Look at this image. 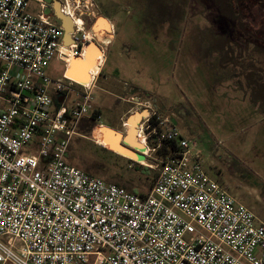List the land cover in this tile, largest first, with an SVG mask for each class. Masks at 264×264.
<instances>
[{
	"label": "built area",
	"instance_id": "1",
	"mask_svg": "<svg viewBox=\"0 0 264 264\" xmlns=\"http://www.w3.org/2000/svg\"><path fill=\"white\" fill-rule=\"evenodd\" d=\"M31 1L0 0V264H264V223L207 174L197 143L155 112L137 131L140 163L156 169L145 196L67 162L94 111L97 75L78 85L46 69L65 52L83 58L94 4L64 5L74 24L64 47L62 28L31 14ZM163 140L175 151L152 158Z\"/></svg>",
	"mask_w": 264,
	"mask_h": 264
},
{
	"label": "rangeland",
	"instance_id": "2",
	"mask_svg": "<svg viewBox=\"0 0 264 264\" xmlns=\"http://www.w3.org/2000/svg\"><path fill=\"white\" fill-rule=\"evenodd\" d=\"M92 1L114 39L102 44L105 63L93 89L101 111L96 131L71 140L67 162L109 184L128 180L147 194L155 166L106 151L97 139L112 129L121 147L144 158L122 140L130 118L139 116L136 133L153 111L164 128L197 143L207 174L264 223V0ZM72 64L83 74L81 61ZM66 65L53 59L47 76L61 79ZM97 70H87V85ZM140 93L148 109L133 102L123 110L110 96L130 100ZM129 160L152 172L143 175Z\"/></svg>",
	"mask_w": 264,
	"mask_h": 264
},
{
	"label": "crops",
	"instance_id": "3",
	"mask_svg": "<svg viewBox=\"0 0 264 264\" xmlns=\"http://www.w3.org/2000/svg\"><path fill=\"white\" fill-rule=\"evenodd\" d=\"M72 3H73V0H32L31 2H30V4H29V12L31 13V14H33V15H36V14H39L40 12H43L44 14H46L47 16H48V19H49V22L52 24V25H55V26H57V27H60V28H62V30H63V32H64V34H63V38H62V45L64 46V47H68V46H70L71 45V43H72V40H71V35H72V32H73V29H74V24H72L73 23V19L72 18H70L69 16H67V15H65V13L63 12L65 9H64V5H68L69 6V9H70V11H72L73 9H72V7H71V5H72ZM44 5V8L42 9L41 8V5ZM58 13L63 17V19H65V20H63L61 17H59L58 16ZM105 17V16H104ZM94 18H96V17H94ZM93 18V19H94ZM105 19H106V21L108 22V24H110V27H111V31H112V39H114V28H113V26L111 25V23H110V21H109V19L107 18V17H105ZM92 21V20H91ZM71 22V23H70ZM69 25L70 26V28L72 29V32H70V33H68L67 31H66V25ZM90 25L92 26V22H90ZM89 25V27H90V31H91V35H90V37H91V42L85 47V50H86V48L88 49V47H91L90 46V44H92V45H95L100 51V53H101V55H102V58H103V60H102V64L101 65H99L98 66V72L99 73H97L96 75V79L99 77V74H100V72H101V69H102V66H103V64L105 63V55H104V50H103V47L101 46V44H99L97 41H96V38H95V35H94V33L92 32V29H91V26ZM66 38H68V40H66ZM85 50H84V56H85ZM83 56V57H84ZM66 61H67V65L64 67V71H65V68H67L68 67V69H71V68H73V62H71L65 55H64V57H63ZM59 63H61V64H63L58 58H55ZM82 60V58H80V59H78V60H76V61H81ZM101 66V68H100V70H99V67ZM66 76V78H68V79H73L71 76H68L67 74H65V72H63V74H62V76ZM49 77V76H48ZM50 78V77H49ZM53 80V79H52ZM76 81V80H75ZM77 84V83H76ZM82 84L83 85H87L86 83H83L82 82ZM78 85H80V84H78ZM131 92H132V94L133 95H136V92L135 91H133V90H131ZM138 92V91H137ZM131 96V101L129 100V99H127V98H123V97H118V95L117 94H111L110 96L113 98V99H115L114 100V102H117V103H119L118 104V106L121 108V109H123V110H126L127 108H129V105H128V103H135L137 106H136V108L135 109H137V107H138V109H140L139 107H141V109L143 108H146V109H148L149 108V106H147V102L148 101H146V100H144L143 98H142V96L143 95H141V93H140V95H141V97H139V96ZM55 96V95H54ZM142 98V99H141ZM57 100V97H54V101L57 103L58 102V100ZM93 103H94V98H93ZM130 109V108H129ZM128 109V110H129ZM134 109V110H135ZM94 110L96 111V112H98L99 114H98V118H99V116H100V109H99V107L98 106H96V105H94ZM148 111V110H147ZM147 116V115H146ZM145 116V117H146ZM90 117V116H89ZM97 122H98V120H97ZM112 128H114L115 129V127H112ZM115 130H117V129H115ZM119 131V130H118ZM109 151V150H108ZM135 162V161H134Z\"/></svg>",
	"mask_w": 264,
	"mask_h": 264
},
{
	"label": "bare ground",
	"instance_id": "4",
	"mask_svg": "<svg viewBox=\"0 0 264 264\" xmlns=\"http://www.w3.org/2000/svg\"><path fill=\"white\" fill-rule=\"evenodd\" d=\"M100 24L103 26V30L105 28L107 31H109L108 37L107 38H103V39L100 40V41H103V43L106 44L108 41L112 40L111 27H110V25L108 24V22L106 20H102V19H98L96 24L94 25V27H96L97 25H100ZM92 32H93V30H92ZM66 40H67V38H66ZM90 50H91V47H88V49L86 48V50H85V56L81 60V69H83L85 67V64L90 60V57H89ZM65 56L71 62L74 61V57H72L70 54H67L65 52ZM76 60H78V59H76ZM102 60H103L102 55L99 52L91 60V67L90 68L91 69H93V68L97 69L98 66L102 64ZM94 76H96V75H94ZM70 80L75 82V83H77V84L83 85L82 83L78 82L79 80L78 81H75L74 79H70ZM76 80H77V78H76ZM83 83H86V82H83ZM138 121H139V116H134V117L130 118L127 121V126H128L127 127V135H126L125 138L123 137L122 141L124 143H126V144H129L130 142H132L134 140V144H132V147L137 148V149H141V151L143 152L144 151V147H142L141 144L139 143V140H141V136L138 135V132L135 133V131H134V128L137 125ZM138 136H140V137H138ZM97 142H98L99 145L103 146L104 148H107L108 150H112L115 153H117V154H119V155H121L123 157H128L130 159H134V160L139 161V162H143L144 161L143 158H137L136 156H133L132 153H130V152H128V151H126V150H124L122 148H117V150H115V148H113V146H111V145L114 144V145H117V146L118 145L121 146V144L119 143L118 137L115 136L114 134H111V133L101 134L98 137ZM111 143H113V144H111Z\"/></svg>",
	"mask_w": 264,
	"mask_h": 264
},
{
	"label": "trees",
	"instance_id": "5",
	"mask_svg": "<svg viewBox=\"0 0 264 264\" xmlns=\"http://www.w3.org/2000/svg\"><path fill=\"white\" fill-rule=\"evenodd\" d=\"M237 3L235 4L236 6L241 5L240 3L243 2L244 0H236ZM101 75V72L99 74V76ZM98 112H96L95 110L93 111V113L90 115V117L85 118L81 121V123L79 124L78 127V133L79 134H84V133H88V132H95L96 131V124H97V120H98ZM152 126H156L155 130L156 133L159 134L161 132V128L157 126V120L156 117L153 116L150 120ZM157 145L155 144V142L153 140L149 141V147L151 149H154ZM105 149V148H103ZM176 146L174 145V143L172 141H167V140H163L161 141L160 145L156 148V150L154 151L153 155L154 158L157 160H160L162 158H164L167 154L175 151ZM108 151V150H106ZM132 164H134L135 169L142 173L143 175H147L149 176L150 173L152 172L151 169L146 168V167H142L139 166L136 162L129 160ZM86 173V172H85ZM156 174L154 175L153 178V182L150 185L149 190L152 188L154 180H155ZM113 185H117L119 187L124 188L126 191H128L129 193L138 195L140 197H143L146 195V193H141L138 191L137 188L133 187L132 183L128 180H122L120 182H118V184L115 182Z\"/></svg>",
	"mask_w": 264,
	"mask_h": 264
},
{
	"label": "water",
	"instance_id": "6",
	"mask_svg": "<svg viewBox=\"0 0 264 264\" xmlns=\"http://www.w3.org/2000/svg\"><path fill=\"white\" fill-rule=\"evenodd\" d=\"M58 16L59 17H61L62 19H63V17L58 13ZM98 19H102V20H106L105 18H102V17H99V18H94V22H93V24H92V26H91V29L93 30V33H94V35H95V38H96V41L99 43V44H103V41H100L101 39H103V38H107L108 37V34H109V31H107L105 28H104V30H103V26L100 24V25H97L96 27H94V25L96 24V22H97V20ZM63 20H65V19H63ZM66 31L68 32V33H70V32H72V29L70 28V26L67 24L66 25ZM106 31V32H105ZM67 40H68V38H67ZM99 53V50H98V48H96V46H94V45H92L91 46V50H90V53H89V57H90V60L86 63V66H85V69H84V72H83V74H75V71L73 70V68H71V69H68V67L67 68H65V74L67 73V75L68 76H73V77H76L77 78V80H79V81H81V82H86L87 81V78H88V76H87V70L91 67V60L97 55ZM74 60H76L75 58H74ZM109 132H111V133H113V134H118L117 132H115V131H113L112 129H107ZM110 142V141H109ZM111 144H113V143H111ZM132 144H134V140L132 141V142H130L128 145H130V146H132ZM111 146H113V148H115V150H117V148H122V149H124V150H126V151H128V152H130V153H132V155L133 156H136L137 158H140V156L139 155H137L136 153H134V152H132V151H130V150H128V149H125V148H123V147H121V146H117V145H111Z\"/></svg>",
	"mask_w": 264,
	"mask_h": 264
}]
</instances>
